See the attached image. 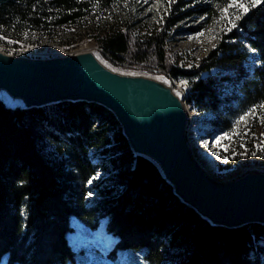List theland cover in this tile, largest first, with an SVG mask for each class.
Returning <instances> with one entry per match:
<instances>
[{"label":"trees","instance_id":"1","mask_svg":"<svg viewBox=\"0 0 264 264\" xmlns=\"http://www.w3.org/2000/svg\"><path fill=\"white\" fill-rule=\"evenodd\" d=\"M229 1L174 0L153 30L137 35L106 24L97 43L112 60L155 61L165 68L172 28L211 17ZM117 3L0 0V42L55 33ZM234 23L197 66L167 67L187 82L188 104L210 113L206 122L220 132L264 103V2ZM102 223L113 238L104 249L111 264L121 251L142 264H264V223L230 228L200 216L173 193L150 159L131 150L105 106L62 101L21 108L0 98V259L91 264L88 251L75 247L67 234L101 238L94 231Z\"/></svg>","mask_w":264,"mask_h":264},{"label":"water","instance_id":"2","mask_svg":"<svg viewBox=\"0 0 264 264\" xmlns=\"http://www.w3.org/2000/svg\"><path fill=\"white\" fill-rule=\"evenodd\" d=\"M90 50L27 57L0 50V98L8 106L95 102L117 119L131 150L150 159L173 193L213 225L264 223V172L213 180L187 142L186 102L158 77L125 72Z\"/></svg>","mask_w":264,"mask_h":264},{"label":"rangeland","instance_id":"3","mask_svg":"<svg viewBox=\"0 0 264 264\" xmlns=\"http://www.w3.org/2000/svg\"><path fill=\"white\" fill-rule=\"evenodd\" d=\"M230 2L231 0L218 6L211 17L201 16L172 28L171 36L165 44L167 67L177 65L180 68H190L199 64L200 59L216 45L222 31L231 24L229 21L233 20L239 11L234 7L228 8ZM243 2L248 4L250 0H243ZM171 3L172 0H118L111 11L89 18L83 23L65 26L52 34L31 33L24 35L21 40L0 42V50L27 57H50L90 50L96 53L103 62L117 70L163 77V80L171 84L176 93L179 92L186 102L188 114L186 137L191 154L213 180L226 182L248 172H264V151L259 147L264 141V123H262L264 109L258 108L254 115L249 114L246 117L247 123L241 121L237 125L239 117L230 131L220 132L206 122L212 116L210 113L197 111L188 104L186 101L187 83L182 85L181 81L185 80L172 77L169 68L161 67L155 61L153 63L133 60L118 62L110 59L98 46L97 38L104 25H117L121 30L128 29L137 35H142L161 23ZM224 8H228L226 15L221 11ZM198 25L197 30L190 31L189 27ZM198 33H203V35L192 40L188 39L190 36L196 37ZM215 71L214 69L210 73L215 74ZM205 75L207 74L203 73V76ZM226 133L232 137L230 140H222V144L228 146L227 151L222 147L214 146L217 137H223ZM205 142L208 147H205ZM217 151L219 158L215 155ZM224 157L228 159L225 160ZM97 231L102 233L101 238L98 234L89 238L85 234L78 235L76 232H69L67 235L75 247H84L88 251V258H91L88 260L91 264H107L108 260L111 264L110 259L105 256L104 249L110 245L113 238L111 235H106L103 223L94 233ZM90 233L93 232L90 231ZM98 246L103 249L98 250ZM93 249L96 250L95 253ZM115 261L116 263L112 261V264H142L132 262L126 251H121ZM0 264H9L5 256L0 259Z\"/></svg>","mask_w":264,"mask_h":264},{"label":"snow or ice","instance_id":"4","mask_svg":"<svg viewBox=\"0 0 264 264\" xmlns=\"http://www.w3.org/2000/svg\"><path fill=\"white\" fill-rule=\"evenodd\" d=\"M172 2H174V0H172ZM262 2H264V0H250V4H246V3L243 2V0H231V2L228 5V8H233V7L237 8V9H239V13L237 14L236 17L233 18V20H230L229 23H231L232 26L234 27L235 26L234 21L240 19L241 16L244 15L249 10V7H256L258 4H260ZM228 8H224V9L221 10L224 15L227 14ZM209 31H211V29H209ZM202 35H203V33H198L196 37L190 36V37H188V39L192 40V39L198 38L199 36H202ZM113 71H115V69H113ZM158 79H163V77H158ZM186 83H187L186 81H181L182 85L186 84ZM179 94L180 93L177 92V95H179ZM259 107L261 109H264V104L260 105ZM255 112H256V109L253 108V109L249 110V113H245L244 115L240 116L239 120L236 122L237 125L241 121L247 123L246 117L249 114H253L254 115ZM262 123H264V120H262ZM235 134H238V133H235ZM231 138H232L231 135H229L227 133L223 137H217V139L214 141V146L217 147V148H221L222 147L225 151H227L228 150V146L222 144V140H224V139H229L230 140ZM205 147H208L207 142H205ZM241 147H243V145H241ZM259 147L261 148L262 151H264V141H262V144ZM215 155L217 156V158H219V152L218 151L215 153ZM234 155H235V153H234ZM241 155H243V153H241ZM253 155H255V153H253ZM224 159L227 160L228 157H224ZM89 183H91V181H89ZM89 195H91V193H89Z\"/></svg>","mask_w":264,"mask_h":264}]
</instances>
